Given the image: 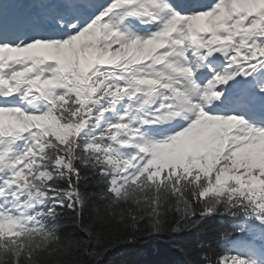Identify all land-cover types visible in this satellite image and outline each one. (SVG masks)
I'll return each mask as SVG.
<instances>
[{"label":"snow or ice","instance_id":"snow-or-ice-1","mask_svg":"<svg viewBox=\"0 0 264 264\" xmlns=\"http://www.w3.org/2000/svg\"><path fill=\"white\" fill-rule=\"evenodd\" d=\"M215 216L175 264H264V0H0V264Z\"/></svg>","mask_w":264,"mask_h":264},{"label":"trees","instance_id":"trees-1","mask_svg":"<svg viewBox=\"0 0 264 264\" xmlns=\"http://www.w3.org/2000/svg\"><path fill=\"white\" fill-rule=\"evenodd\" d=\"M177 218L175 213L170 216L165 215L162 224L165 227H171ZM231 224V218L215 216L205 220L200 229L180 233L163 232L155 236H149L142 227L141 231L136 233L137 239L134 242L122 240L101 256L98 264H175L178 256L172 248V242L190 245L194 249L192 255L195 257L200 241H208L213 248H219L221 235L230 228Z\"/></svg>","mask_w":264,"mask_h":264}]
</instances>
